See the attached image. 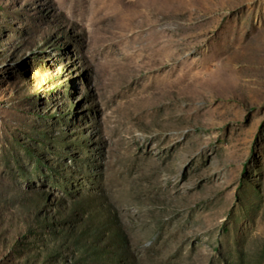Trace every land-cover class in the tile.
I'll return each instance as SVG.
<instances>
[{
    "label": "rangeland",
    "instance_id": "1",
    "mask_svg": "<svg viewBox=\"0 0 264 264\" xmlns=\"http://www.w3.org/2000/svg\"><path fill=\"white\" fill-rule=\"evenodd\" d=\"M0 264H264V0H0Z\"/></svg>",
    "mask_w": 264,
    "mask_h": 264
}]
</instances>
